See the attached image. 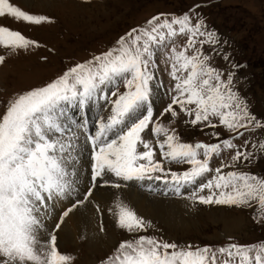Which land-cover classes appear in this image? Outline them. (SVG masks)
<instances>
[{
  "label": "snow or ice",
  "instance_id": "obj_1",
  "mask_svg": "<svg viewBox=\"0 0 264 264\" xmlns=\"http://www.w3.org/2000/svg\"><path fill=\"white\" fill-rule=\"evenodd\" d=\"M199 7L181 15L157 14L107 51L0 101V264H72L73 257L59 251L58 230L101 182L119 189L128 182L161 181L177 197L191 189L184 198L192 202L253 208L264 218V176L241 170L264 155V120L235 89V72L212 64L219 38L196 12ZM0 18L51 23L11 0H0ZM179 37L185 38L183 44ZM39 46L20 31L0 25V48L5 50L0 64ZM157 57L168 65L171 81V102L159 116L152 99ZM223 58L228 60L226 54ZM89 107L107 113H96L94 130L88 127ZM73 109L79 110L82 121L69 114ZM182 117H187L185 125L208 129L205 134L216 142L183 141L172 127ZM217 128L229 135L222 137ZM149 134L152 139L146 138ZM241 139L242 144L235 142ZM88 146L91 187L79 199L76 166ZM225 152L231 153L227 159ZM216 159L219 166L213 168ZM171 165L183 170L174 171ZM74 193L75 202L49 229L54 205ZM114 207L116 226L125 232L146 233L153 227L119 198ZM229 241L201 246L138 235L121 241L100 264H264V241Z\"/></svg>",
  "mask_w": 264,
  "mask_h": 264
},
{
  "label": "rangeland",
  "instance_id": "obj_2",
  "mask_svg": "<svg viewBox=\"0 0 264 264\" xmlns=\"http://www.w3.org/2000/svg\"><path fill=\"white\" fill-rule=\"evenodd\" d=\"M11 2L30 14L48 17L51 23L29 25L10 18H0V25L20 31L25 37L40 45L8 56L5 63L0 64V101H6L15 93L40 86L62 74L67 67L90 60L94 55L107 51L115 46L119 37L132 28L144 25L147 20L157 14L181 15L188 12L194 5H200L196 12L203 17L207 28L214 31L219 38L217 45L219 54L213 56L212 64L226 73L230 70L235 72V89L246 99L250 111L257 118L264 120V0H32L28 5L19 0H11ZM184 39L179 37L178 43L183 44ZM205 51L210 49L205 46ZM0 54H5L3 48H0ZM225 54L228 60L223 58ZM233 64L240 67L233 68ZM157 65L152 99L155 114L159 116L171 102L168 94L171 81L168 76V65L162 63L159 57H157ZM157 84L161 86L156 88ZM121 90H123L122 86ZM2 111L3 105L0 104V112ZM73 111L69 114L74 115L78 121H82L83 116L79 114V110ZM91 112L89 107L87 110L89 128L94 122ZM99 113L107 115L103 109H100ZM185 119L187 117H182L172 125L183 141L216 142L211 136L205 134L209 131L208 129L201 131L200 126L185 125ZM167 122L168 120L165 119L164 123L167 124ZM216 131L220 132L222 137L229 135L222 128H217ZM146 138L152 139L150 134ZM235 142L242 144L243 140ZM90 152L88 148L89 162ZM230 155L231 153L225 152L223 158L227 159ZM217 166H219V159L214 160L212 164L213 168ZM170 167L174 171L183 170V166L171 165ZM228 170L230 169L224 171ZM241 170L264 176V155H260L258 159H254L250 165ZM154 182H158L160 187L141 185L137 182H128L127 186H133L144 194H153L154 197L176 199L172 192H164L166 189L161 181ZM100 186L110 185H103L101 182ZM190 190L188 189V192ZM86 191L79 188V197ZM188 192H185L184 196H187ZM184 196L177 197L185 203L182 206L186 210L182 212L184 218L182 228L179 226L168 230L163 223L139 215L131 202L123 199L121 201L129 205L138 216L150 221L153 227L146 233L129 234L114 223L113 228L116 230L113 238L107 241L106 247L104 246L106 249L104 247L92 249L86 243V238L82 236L76 238V236L75 245L66 242L62 246L58 245L59 251L73 257L72 264H100L101 260L113 254L121 241L133 239L138 235H151L169 242L175 241L178 244L192 243L201 246H223L230 242L229 238L231 242L241 245L264 241V218L257 215L253 208L203 205L185 199ZM56 206L52 209L50 220L58 216V212L54 211ZM236 213L248 220L246 226L250 225V222L254 224L250 230H233L231 235H227L218 217L224 215L232 218L231 215H237ZM50 220L47 221L48 226ZM98 225L99 230L100 223Z\"/></svg>",
  "mask_w": 264,
  "mask_h": 264
},
{
  "label": "bare ground",
  "instance_id": "obj_3",
  "mask_svg": "<svg viewBox=\"0 0 264 264\" xmlns=\"http://www.w3.org/2000/svg\"><path fill=\"white\" fill-rule=\"evenodd\" d=\"M19 1H22L24 4L28 5L32 0H19ZM46 3L49 4V2ZM90 109L92 111L90 114H92V117L95 121L97 118L96 113L98 111L100 112V109H97L96 107H90ZM73 110L71 111V113L74 112ZM75 119L77 120V118ZM92 125L93 126H90L89 129L94 130L93 122ZM82 142H83V136L81 138V143ZM88 148L91 150L90 146H88ZM76 167H77V180H78V183L76 184V189L77 192L79 193V188L82 190H87L89 187H91V161L89 162L87 152L85 153L84 157L81 158L80 164H78ZM143 184L160 187V184L154 181H144ZM129 186L121 187L119 189L111 188V186H105V187L98 186L95 189H93V195L89 197V201H86L83 205L79 206L72 213H70L68 217L65 218V222L61 225V228L58 230L57 233L58 235L57 244L62 246L64 243L67 242L75 245L76 243L75 237L77 236L76 238H78V236H82L86 238L85 239L86 243L88 244V246L90 245L89 247L92 249L95 248L102 249L104 246L106 247L107 241L109 242L113 238L115 233L114 231L116 230V229L114 230L113 228L114 223H116L115 218L113 216V212H115L114 204L117 198H119L120 200L128 199L133 205V207L136 208L139 215L163 223V225L166 226L168 230L176 229L179 226H181L182 228L184 226L183 224L184 218L182 217V212L186 210H184L182 207L183 205H185V203L183 202V200H180L181 198L178 199L177 196L174 195V198L176 199H173V197L172 199L167 197L166 199H162L161 197H157V196L154 197L153 194H151L153 196L152 197L147 193L145 194L141 193V191H138L133 186L131 187ZM150 191L153 192L151 188ZM166 191L167 190H165L164 192ZM78 198L83 199V196H81L80 194V197ZM76 199H77V195L74 193L72 196L68 198V200H64L57 203L56 204L57 206L54 205L56 206V209H54V211L58 212V216L48 222L50 223L49 229H52L55 226V223L58 222L59 216L61 214L60 213L61 210H63L70 203L75 202ZM97 205L99 206L100 211H97ZM184 208L186 207L184 206ZM109 209H112V211L110 212ZM231 216L232 218L224 215L218 217V219L220 220V222L224 227L223 228L224 233H226L227 235H231L235 230H241V229L250 230V228L254 224L250 222V225L246 226L247 225L246 222L248 223V220L241 214L231 215ZM98 223H100L101 230L100 228L98 230V226H99ZM243 225L244 227L245 226L246 227L244 228Z\"/></svg>",
  "mask_w": 264,
  "mask_h": 264
}]
</instances>
